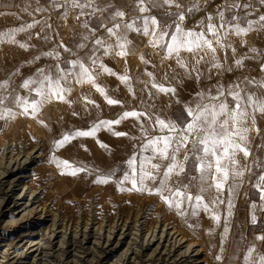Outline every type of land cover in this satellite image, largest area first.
I'll list each match as a JSON object with an SVG mask.
<instances>
[{
    "label": "rangeland",
    "instance_id": "obj_1",
    "mask_svg": "<svg viewBox=\"0 0 264 264\" xmlns=\"http://www.w3.org/2000/svg\"><path fill=\"white\" fill-rule=\"evenodd\" d=\"M63 2L64 0H55L50 4H43L39 0H0V32L35 23L33 28L16 33L17 43H0V85L7 81L6 86L0 87V264H192L194 258H189V253L184 254L182 250H185L189 242L196 240V233H203L204 238L213 236L215 243L219 242L218 246L211 245L212 257L205 263L216 264L219 260L217 257L221 258L225 224L228 226L227 233L231 234L229 239L232 250L235 246L237 252L233 258L230 254L222 264H261L264 240L259 237L262 234L251 235L252 230L248 226L252 222V215L257 217L261 214L264 217V208L261 207L264 201L260 200L253 211L251 205L254 203H251L247 195L249 172L246 171L240 178V187L234 196L233 215L227 217V203L219 205L223 222L220 223L221 227L215 229L209 227L212 226V219L203 214V211L193 217L190 214L192 209L186 208L185 211L189 214L181 216L176 210L167 207L157 195L119 191L117 181L125 169L127 159L134 152H141L142 145L148 138L159 134L149 127L147 121V134L141 131L139 122L129 118L114 125L112 131L101 127L95 137H80L61 148H57L55 142L73 130H88L99 120H114L123 111L147 110L148 104H154L152 111L158 112L164 119L173 120L178 116L184 121L187 119L184 105H193L197 99L196 94L200 91L208 93L211 90V94L215 95L218 83L227 89L244 77L264 82V71H261V64H264V31H252L243 37L228 34L224 43L231 44L236 49L235 54L231 48H227L218 51L217 55L226 67L232 66L233 71L219 74L215 69L210 73L204 71L199 81L187 78L183 69L176 64L175 58L165 59V52L153 48L148 43V37L129 33V39L132 40L131 54L126 58L114 54L104 55V49L98 45L94 55L100 57V61L116 73L126 72L131 77L135 96L116 76L102 72L98 76L97 82L106 88L109 96L122 101L123 107L108 105L91 85L76 82L71 75L76 70L64 69L68 81L61 83L71 88L70 93H66L69 102L53 99L45 102L35 116L31 113L25 115L15 99L22 97L32 100L40 97L35 92L39 84L32 85L30 90L23 87L24 81L36 79L38 69L41 68L55 78L57 66L60 68L59 62L79 49L77 45L81 43L82 31L78 30L80 26L77 17H81V9H73L70 5L57 7ZM111 2L117 4V10L126 13L125 21L137 18L134 15L138 12V0H96L99 5ZM160 2L162 0H157V3ZM183 2L185 7L180 9L186 16L182 22L183 27L200 31V21L205 20L208 14L215 17L218 6L223 5L225 0H201V10L194 13L186 11L193 0ZM240 2L251 4L248 9L239 10L247 13V20H257L264 14V5L259 0ZM150 4L148 3V7L151 11L147 15L153 12ZM90 8L83 9V13L93 12ZM168 8L171 9V6ZM246 19H242L244 27L247 26ZM213 22L219 23L218 18ZM137 23L140 24L141 21L138 20ZM88 36L103 38L105 47L114 45L115 38L109 37L105 30L96 32L95 37L92 32ZM209 38L215 39L211 36ZM20 44L27 47L22 48ZM61 45L71 49V52L64 51ZM252 48H256L257 52H252ZM45 52L59 53V58L55 55L44 56ZM182 55L191 62L189 54ZM244 55L252 58L244 61L243 68H236L235 59ZM141 56L148 63H144ZM200 68L203 71L206 65L202 62ZM92 70L98 71V68ZM147 72H152L157 82L175 86L180 103L176 102V97L163 94H157L154 100H150L144 83L150 79ZM165 74L168 76L167 80ZM241 87L257 95L261 92L256 83L242 84ZM84 97L94 100L99 108L86 104ZM142 100L145 103L142 104ZM228 102L231 106V97ZM9 109L15 115L9 114ZM256 124L261 135L264 117L258 115ZM113 131L128 135L116 136ZM260 135H250L252 156L247 163L251 168L255 165L254 161L264 162V143L258 146ZM101 143L107 145V148L101 147ZM38 154L42 157L36 159ZM255 156L259 160L254 159ZM53 157L67 160L74 167H85L87 170L76 176L62 174L63 169L57 167ZM260 168L264 174V163ZM113 169L118 171L112 181L108 184L95 183L98 175H107ZM186 169L188 177L197 175L191 160L187 162ZM231 182L230 180L229 183ZM123 186L130 187V184ZM192 190L195 191L194 188ZM223 198L227 202L232 194L225 190ZM227 218H231V221ZM172 225L188 238V242H184L186 245L183 243L173 254L168 249L174 238L166 237V230L172 231ZM163 228L165 231L162 235ZM256 238V246L246 248L248 242ZM177 254L180 256L177 257Z\"/></svg>",
    "mask_w": 264,
    "mask_h": 264
},
{
    "label": "snow or ice",
    "instance_id": "obj_2",
    "mask_svg": "<svg viewBox=\"0 0 264 264\" xmlns=\"http://www.w3.org/2000/svg\"><path fill=\"white\" fill-rule=\"evenodd\" d=\"M259 2L264 5V0H259ZM148 3H152L153 6H174L178 10L184 7L179 0H162V3H157V0H138L137 10L142 14L150 13L151 9L148 7ZM65 5H70L73 9H81V15L84 14L83 9L89 7L93 8V14L96 11H104V9L96 6V0H85L83 3L81 0H64V4L57 5V7H64ZM250 7V2L242 4L240 0H225L223 5L218 6L215 17L208 14L205 18L207 23L205 20L200 21L198 25L200 31L183 27L182 22L186 19L184 11L170 13L175 19L172 24L162 28L160 21L154 15H143L128 22L124 20L126 13L117 10L111 19L116 21L119 18V23L114 22L112 27L101 23V27L105 29L108 36L115 38L114 45L107 47H105L103 38L95 37L96 30L92 29L91 31L95 37L94 44L104 49V55L114 54L120 58H126L131 54L132 40L129 39V33L148 37V43L153 48H159L165 52V59L175 58L176 64L183 69L187 78L199 81L204 71L210 73L212 69H215L218 74L224 71H233V67H226L217 55L218 51L227 48H231L235 54L236 49L232 48L231 44L224 43L228 34L243 37L252 31H264V14L260 15L257 20H247V13L243 18L233 15L231 20L225 16V11L238 12L241 8L248 9ZM37 10L40 11L41 9ZM200 10L201 0H193L191 6L186 9L188 13ZM65 16H67V12H65ZM217 18L219 23L213 22ZM241 19H246V27L241 26ZM138 20L141 21L140 24L137 23ZM34 26L35 23H31L0 32V43L6 41L17 43L16 33L25 32ZM83 27L87 29L88 24L84 23ZM209 36L215 39H210ZM83 39L86 41L89 37L84 36ZM241 42L244 43L243 40ZM20 47L26 48L27 45L20 44ZM61 47L64 46L61 45ZM77 47L84 48L86 45L81 43ZM64 51L71 52V49L64 47ZM251 51L256 53L257 49L252 48ZM182 53L189 54L192 57L191 62H188ZM43 55H55L59 58V53L45 52ZM251 58L244 55L235 59L234 65L236 68H243L244 61ZM36 59H40V57H36ZM89 59L90 65H85L81 60L67 61L72 69L76 70L71 75L78 84L91 85L108 105L123 107L122 101L109 96L106 88L97 82L98 76L102 72L109 76H116L135 96L131 86V77L126 72L124 74L116 73L101 62L98 56ZM141 60L148 63L143 59V56H141ZM202 62L206 65L203 71L200 68ZM96 68L98 71L92 70ZM261 71H264V64H261ZM146 75L150 78L144 82L150 100H154L157 94H163L176 97V102L180 103L175 86H172L171 83L157 82L152 72H147ZM175 78L176 75L174 74L173 79ZM167 79L168 76L165 74V80ZM61 81H68V75L65 74L64 69L57 66L55 78L45 69H38L37 78L25 80L23 87L31 90L32 85L39 84V87L35 88V92L40 99L28 100L17 97L15 103L23 108L25 115L31 113L35 116L45 102H51L53 99L69 102L66 99V93H70L71 88L65 87ZM251 83H256L261 89L259 95L241 87L242 84ZM6 84L7 81L0 87L6 86ZM196 97L193 105H184L187 119L181 123L162 118L158 112L152 111L155 105L148 104L147 110H126L114 120L94 122L88 130H73L71 133H66L62 139L55 142L56 147H64L80 137H95L101 127L112 131L114 125H119L123 120L129 118H134L139 122L141 131L147 134L148 128L145 127V121H147L149 127L159 134L148 138L147 142L142 145V151L134 152L127 159L125 169L117 181L120 185L119 191H136L157 195L167 207L176 210L181 216H187L189 213L185 209L191 208L190 214L193 217L198 216L203 211L219 225L221 222L219 205L227 203V217L233 215L234 196L240 187V178L244 176L246 171H251L247 163L249 157L252 156L250 135L253 133L260 135L256 121L258 115L264 117V82L244 77L243 80L229 85L227 89L218 83L215 95H212L211 90H209L208 93L198 92ZM229 97L232 101L231 106L228 102ZM84 100L86 104L99 108L94 100L88 97H84ZM141 103L145 102L142 100ZM7 111L9 114L15 115L11 113L10 109ZM113 134L116 136L128 135L118 131H113ZM100 146L107 148V145L102 143ZM143 153L150 154L144 155ZM190 160L193 162L197 175L188 177L186 164ZM53 162L57 167L63 169L62 174L76 176L78 173L87 170L85 167H74L69 161L59 160L55 157H53ZM254 163L257 167H262L264 162L254 161ZM117 171V169H113L107 175H98L95 183L108 184L116 176ZM185 177H187V182H185ZM230 180L231 183H229ZM125 184H130V187H124ZM254 187L260 190L259 199L264 201V174L259 175ZM193 188L195 191L192 190ZM225 190L232 194V198L228 199L227 202L223 198ZM251 207L255 211L257 205L254 203ZM261 207L264 208V205ZM252 222H257L255 215H252ZM227 232L228 228L225 226V235ZM259 239L264 240V236L259 237ZM260 260L261 264H264V257H261Z\"/></svg>",
    "mask_w": 264,
    "mask_h": 264
},
{
    "label": "crops",
    "instance_id": "obj_3",
    "mask_svg": "<svg viewBox=\"0 0 264 264\" xmlns=\"http://www.w3.org/2000/svg\"><path fill=\"white\" fill-rule=\"evenodd\" d=\"M41 3L43 4H50L52 2H54L55 0H39ZM179 2L185 7V3L181 2V0H179ZM64 3V2H63ZM162 3V2H160ZM117 4L116 3H108L105 5H99L96 4V6H98L100 9H104V11H96L94 14L92 11H87L85 12L83 15H81V17L78 19V23H79V28L78 30L82 31L81 33V43H84L86 45V47L84 48H79L76 49L75 52H73L71 54V56L69 57H65L63 58L60 62H59V66L61 69H72L71 65L67 63V61L70 60H81L83 61L85 64H89L91 63L90 61V57H93L96 54L97 51V45L94 44V39L95 38H91L88 36V34L90 32H92V29H95L96 32H101L103 30H105L103 27H101V23L106 24L108 27H112L113 23H119L120 20L119 18H117L116 21H113L111 19V17L113 16V14L115 13V11H117L118 7H115ZM150 7L153 8V12L151 15H154L157 17V19L160 21L161 23V27H165L166 25L172 24L173 20L175 19L174 16L170 15V13H176L178 11H180V9H176L174 6H171V9H169L167 5L164 6H153V4H150ZM91 10H93V8H90ZM134 10V9H132ZM73 13V12H71ZM225 14H227L226 18H232L233 15H238L239 17H245L246 12L243 11H238V12H231V11H225ZM143 15H147V14H142L139 11L134 15L135 17H142ZM84 23L88 24V28H84L83 25ZM241 26L242 24V19L240 20ZM71 25H77L75 23H71ZM84 36H88L89 39L88 40H84L83 37ZM80 43V44H81ZM173 121H176L177 123H181V119L176 116L175 118H172ZM263 132L261 133V135L259 136V142H258V146H260L262 143H264V130H262ZM256 160H259L257 156H255ZM251 168V165H250ZM260 174H263L261 172V168L257 167L256 164L254 166H252L251 171L249 172L247 178L248 181H250V185L248 187V191H247V195L249 200L251 201V203H255L257 204L258 202H260L259 199V195H260V190H258L257 188L254 187V182L257 181L258 177ZM251 230H252V234L251 235H255L258 236V234H262V236H264V217L263 215H258L257 216V222L253 223L251 222L248 226ZM257 240V238H256ZM251 242V241H249ZM249 242L246 246V248H249ZM236 248L235 246H233V250H232V246L230 249V254L232 256V258L236 255Z\"/></svg>",
    "mask_w": 264,
    "mask_h": 264
},
{
    "label": "bare ground",
    "instance_id": "obj_4",
    "mask_svg": "<svg viewBox=\"0 0 264 264\" xmlns=\"http://www.w3.org/2000/svg\"><path fill=\"white\" fill-rule=\"evenodd\" d=\"M21 115V114H20ZM22 116V115H21ZM35 123V122H34ZM35 135V134H34ZM138 148V147H137ZM37 150V149H36ZM46 152V151H45ZM37 153V152H36ZM42 156L38 154V156H36L35 158L38 159V158H41ZM78 158V157H77ZM79 159V158H78ZM26 161V160H25ZM37 162V161H36ZM247 175V174H246ZM143 195V194H142ZM162 208V207H161ZM203 214H205L207 217L209 216L207 213L205 212H202ZM222 215V214H221ZM206 218V217H205ZM210 218V217H209ZM224 218V217H223ZM167 219V218H165ZM169 220V219H168ZM206 220V219H205ZM225 220V219H224ZM228 221H231V218L228 219ZM165 221V220H164ZM210 221V220H209ZM223 220L220 222L222 223ZM225 222L227 223V221L225 220ZM224 222V223H225ZM170 224V223H169ZM168 224V225H169ZM212 226H209V227H212V228H215L217 229L218 227H221L220 224L217 225L213 220L212 222L210 223ZM231 224V223H230ZM229 224V225H230ZM166 225V224H164ZM207 226V227H208ZM226 226V224H225ZM165 227V226H164ZM206 227V228H207ZM228 227V226H227ZM223 228V227H222ZM232 228V226H231ZM170 229H173L172 231L170 232H167L166 230V237L167 236H170V239H173V242L172 244H170L169 246V252L173 254V251H175L177 248L181 247V245L186 242L188 240L187 236L186 235H183L182 234V231L180 229H176L173 225L172 227H170ZM202 229V228H201ZM233 229V228H232ZM203 230V229H202ZM212 230V229H211ZM220 230V228H219ZM223 231V229H221ZM164 231H165V228H163L162 230V235L164 234ZM230 231V229H229ZM204 232V231H203ZM219 233V232H218ZM220 235V234H218ZM229 235L231 236V234L227 233L226 235H223L222 238V241H221V258L216 262V264H222L223 260L227 259L229 256H230V249H231V240L229 239ZM153 237H155V235H153ZM162 238V236L160 237ZM159 238V239H160ZM195 238L196 240L193 241V242H189L187 245L186 243H184L186 245L185 247V250H182V253L186 254V253H189V258L193 257L194 259L191 261L192 264H205L208 262L209 259H211V245L212 244H217V246L219 245V242L215 243V239L213 236H207L206 238L203 237V233L202 235H199V234H195ZM190 239V238H189ZM50 241V240H49ZM218 241V239H217ZM188 242V241H187ZM201 242H203V245L201 244ZM183 244V245H184ZM257 244V240H253L249 243L250 247H255ZM172 245V246H171ZM196 246V248H195ZM172 248V249H171ZM175 248V249H173ZM183 248V247H182ZM168 252V253H169ZM180 252V251H179ZM169 253V254H170ZM176 253V252H175ZM168 254V255H169ZM171 254V255H172ZM180 254V253H179ZM192 254V255H191ZM180 256L177 254V257ZM176 257V255H175ZM176 257V258H177ZM183 257H185L183 255ZM210 262V261H209ZM172 263V262H171Z\"/></svg>",
    "mask_w": 264,
    "mask_h": 264
}]
</instances>
